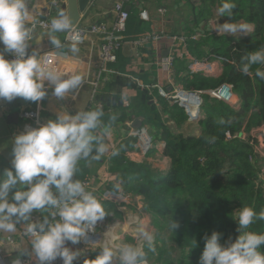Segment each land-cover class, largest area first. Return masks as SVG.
I'll return each instance as SVG.
<instances>
[{"label": "trees", "instance_id": "obj_1", "mask_svg": "<svg viewBox=\"0 0 264 264\" xmlns=\"http://www.w3.org/2000/svg\"><path fill=\"white\" fill-rule=\"evenodd\" d=\"M200 1L197 25L209 20L216 0ZM231 2L235 4L233 15L223 18L252 25L253 30L238 36H207L192 46L189 53L194 61H219L220 72L209 76L192 74L185 68L184 76L178 77V86L186 92H211L227 84L233 88L238 102L227 104L212 99L204 104L202 115L194 122L200 127L197 137L172 133L158 119L160 111L148 108L145 105L148 99L143 97L141 103L145 107H139L138 116L149 109L141 117L155 130L151 136L153 142L164 144L160 151H148L149 155L159 153L167 158L168 169L162 171L127 159L128 151L137 143L133 138L120 146L119 155L98 160V165L104 164L109 171L120 175L125 195L143 199L140 213L150 217L156 230L155 251H150L145 243L142 245L150 264H198L206 234L221 233L222 244L229 237L234 240L239 233L233 217L239 209L249 206L257 214L264 210L262 162L255 153L252 136L253 130L264 126V79L256 75L258 69L264 71V64L252 65L247 75L241 71L243 57L264 49V0ZM160 105L162 112H168L178 124L188 120L181 107H170L163 99ZM117 118L119 122L128 117ZM221 119L224 123H220ZM112 120L107 117L105 123L111 125ZM90 160H81L79 165L78 180L82 182L93 173L86 166ZM171 222L179 227L172 230ZM247 230L264 234V220L255 219ZM94 253L88 260L95 257ZM73 264L83 262L76 259Z\"/></svg>", "mask_w": 264, "mask_h": 264}, {"label": "clouds", "instance_id": "obj_2", "mask_svg": "<svg viewBox=\"0 0 264 264\" xmlns=\"http://www.w3.org/2000/svg\"><path fill=\"white\" fill-rule=\"evenodd\" d=\"M234 8L231 0H223L219 16L231 18ZM29 17L28 0H0V99L39 102L47 95L46 83L54 96L63 99L81 86L83 77L77 73L66 76L47 65L45 55L36 51L28 54ZM215 30L218 34L238 36L235 34L250 29L229 20L217 23ZM49 33L50 43L56 49L64 47L56 33L72 34L71 52L79 51V34L66 11L60 10L50 19ZM5 52L15 58L6 59ZM242 60L245 62L241 71L247 75L252 65L264 64V49L249 52ZM256 75L264 79V71L258 69ZM103 116L100 109L74 115L61 111L55 119L28 128L14 139L11 168L0 174V232L15 233L17 225L23 222L37 264H52L57 258L63 264H73L80 253L65 246L66 242L80 243L107 215L103 204L86 185L73 179L81 160H99L109 151L107 138L112 129L104 124ZM220 123H224L223 119ZM111 154L119 155V150L113 148ZM34 211L48 215L42 221H33ZM233 218L239 235L222 244L221 233L206 234L198 264H264V234L247 230L255 219L264 220V210L257 214L252 207L243 206ZM170 226L172 230L179 227L176 222ZM138 237L150 251H155L153 234L147 226H138ZM100 249L95 259H86L83 264H115L117 260L118 264H148L144 247L137 244L122 243L114 249L105 241Z\"/></svg>", "mask_w": 264, "mask_h": 264}, {"label": "crops", "instance_id": "obj_3", "mask_svg": "<svg viewBox=\"0 0 264 264\" xmlns=\"http://www.w3.org/2000/svg\"><path fill=\"white\" fill-rule=\"evenodd\" d=\"M55 1L56 0H28L30 8L29 27L34 23L44 21L48 13H52L51 18H53L60 10L67 12L65 6H67L68 0H61L58 6H55ZM201 2L200 0H141V2L138 3L137 0H134L126 7L127 11L128 8H130V11H128L130 18L127 31L124 34L125 43L115 52L117 55V62L110 63L107 66V69L112 72H105L102 70L100 61L101 45L104 43V38L92 34L91 29L93 26L101 25L106 26L110 30L113 29L117 21V15L114 12L117 0H93L91 2L85 14L82 15L80 23L76 26H83L89 31L84 42L77 43L79 48L77 53L71 52L72 43L65 42L67 33L55 34L64 45V47L56 49L50 43L49 31L37 30L36 32H31L32 52L36 51L40 55L48 51L59 53L64 57L66 63L69 62L66 64L68 70L65 75L67 76L73 73L80 74L83 77V82L78 89L70 91L63 99L54 96L51 87L47 95L39 102L26 101L22 98H16L12 101L0 99V174H2L5 169L11 168L14 139L18 134L24 132V127L27 124V122L22 119L24 112L29 110L38 111L44 124L49 119H55L57 114L61 111H67L74 115L78 111L99 109L94 106V100H92L94 92V85L92 84H99V88L97 89L98 96L95 100L103 106L100 110L104 112V116L102 117L104 124L107 125L105 123L107 117L111 119L115 117L110 125L112 135L107 138L109 151L103 156L109 158L112 155L111 151L113 148L119 149L122 144L126 141H131V138H133L137 142L135 144V152H128L126 155L127 159L140 164L146 163L149 167L166 171L170 165V161L167 158L159 153L149 155L151 149L160 151V149H163L164 144H156L153 142L151 136L153 131L155 134V130L150 123H146L141 116L145 115L144 112H148V108L152 107L151 109H154L152 106L153 104L159 105L160 114H164L162 112V105H160L161 99L170 107L178 106L163 98L159 90L163 87L170 93L173 92L174 89H178V85L176 86V84H178V77L184 76L185 68L192 74H203L199 70L200 67L194 64L196 61H194V57L189 53V49L207 36H215L211 26L212 23L210 22L213 20L215 21L214 11L216 10V12H218L220 0L215 1L209 20L206 23L197 25L196 16H200L199 12L202 7ZM190 5L192 10L187 14L186 10ZM160 10H164V12L161 13ZM143 12L148 13V21L142 18ZM189 18L192 19L191 22ZM248 26L250 29L249 31L253 30L252 25ZM188 28L191 32H188ZM246 32L248 31H240L235 35H241ZM153 33L162 35V39L159 42H150L140 47L131 44L142 36ZM223 35L231 36L232 34ZM192 36L197 37L193 42H191ZM137 37L139 38L136 39ZM175 38L177 39L176 43L188 40V44H180L181 46L179 49L181 50L182 58H176L172 65L168 67L170 59L174 56L172 53V39L174 40ZM0 51H3L2 44H0ZM6 54L7 52H5V55ZM207 63V67H204L206 71L212 72L218 70V73L220 72L221 64L219 61H210ZM169 79H172L175 83H171ZM116 84H119L120 88H117ZM158 84H161V86H158ZM203 93L204 106V104H206L204 101L205 97H209L210 101L213 98L207 92ZM143 97L148 99V102L145 103L148 108H146L144 112L141 111L142 114L138 116L139 107L140 109L145 107L141 103ZM183 111L185 112L184 109ZM119 115L128 118L116 122ZM137 120L140 122L139 128H135L134 126ZM174 120L176 128H169L165 122L163 123L172 133L200 136V127L196 123L190 122L189 118L182 125L178 124L175 118ZM192 128L193 132L187 133L192 130ZM131 132L135 134L143 132L148 136L152 143V147L147 149V152L149 151L148 155H140L143 151L138 150L137 147H143V145L141 142L139 143L138 138L133 136ZM101 159L105 160L103 157ZM81 162L82 161L77 165L76 174L73 179H78L77 171ZM98 164V160H90L87 161L86 166L93 171L90 177L95 179L94 186L98 190V193L96 192V198L100 200L105 208L108 216L106 217L107 221L109 223L116 221L121 222V227L117 230V233H120L123 239L124 237L126 238L127 241L125 240V243L128 242L130 244L141 245L142 240L138 237V226L141 224L147 226L152 234L155 231L150 217L146 214L143 216L140 215V210L144 208L143 199L141 197H133L122 206L104 201L102 196L107 191H118L115 183L117 179L111 176L107 166ZM121 182L124 183L122 179ZM120 189L122 190V185ZM46 215L48 214L34 211L32 213V220L38 218L39 221H42ZM136 215L140 217L138 218ZM129 218H133V221L141 219L137 222V226L133 231L126 224ZM22 225H24L23 222L17 225L18 230L15 233L0 232L1 240L11 237L15 239L16 242L15 246L7 247L8 254L11 255L14 260L6 262V264H17V261H19L20 264L22 260H28L30 264H37L35 255L31 252L30 241L18 235ZM134 234L137 236H132ZM113 245L118 246V240H115ZM72 250L79 251L80 255L77 259L84 262L85 259L92 258L93 254L91 255V253L93 252H96L93 258L95 259L101 249L94 250L93 252H91L92 250H88L83 254L81 252V243H78L73 245ZM115 263L118 264V260Z\"/></svg>", "mask_w": 264, "mask_h": 264}, {"label": "built area", "instance_id": "obj_4", "mask_svg": "<svg viewBox=\"0 0 264 264\" xmlns=\"http://www.w3.org/2000/svg\"><path fill=\"white\" fill-rule=\"evenodd\" d=\"M134 0H117V4L114 7V12L117 15V21L113 27L112 30L108 29L106 26H93L91 29V33L96 35V36H102L104 38V43L101 45V66L102 70L105 72H112L107 69V66L110 63H116L117 62V55L115 52L122 46L124 45V34L127 31V26L130 18V14L127 11L126 7L131 4ZM61 0H56L54 2L55 6H58ZM161 13L164 12V10H160ZM52 17V13L46 14V19L42 22L34 23L30 26L31 32H36L37 30H43V31H49V24H50V19ZM142 18L146 21L149 20L148 18V13L143 12L142 13ZM213 28V34L217 36H221L223 34H218V32L215 30L214 25L211 24ZM75 31L79 34V41L77 43H82L84 42L86 36L88 35V29L84 28L83 26L80 27H74ZM72 34L67 33L66 35V43H73ZM162 39V35L160 34H146L139 38L137 41L132 42L131 44L137 47L143 46L147 43L150 42H159ZM197 39L196 36H192V41H195ZM176 38L173 41V50L172 53L174 54L173 58L170 59L168 63V67L172 65L173 61L176 60V58H182L181 55V50L180 44H188V40H183L179 43H176ZM190 43V42H189ZM28 54L30 55L32 52V39L29 41V47L27 49ZM45 55L43 57L44 61L46 62L47 65L53 67L57 71L61 73H66L67 72V67H66V61L62 55L59 53H55V51H48L44 53ZM6 59H14L15 57L11 53H7L5 55ZM197 66L200 67V72H202L205 75H215L218 73V70L216 71H206L204 67H207V62H195ZM171 83H175L172 79H169ZM94 85V92L92 96V100H94V106H96L99 109H102L103 106L99 103H97L95 100L98 96L97 94V89L99 84H92ZM175 88V87H174ZM50 87L47 86L46 83V91L48 92ZM161 94L162 97L167 99L168 101L174 103L175 105H178L182 109L185 110V112L189 116V121L194 123L197 118H199L202 114V107H203V92H186L183 91L179 86L178 89H172L173 92H167L166 90H163L161 87ZM210 94V96L213 99H216L218 101L227 103V104H236L237 103V98L236 95L233 91V88L230 85L224 84L220 88H218L215 91L207 92ZM22 119H24L27 124L24 127V132L28 128H35L39 127L43 124L40 113L38 111L34 110H29L27 112H24L22 115ZM133 136L138 138L139 143L143 145V147L138 146L137 149L140 151H143L141 154L146 155L147 149H150L152 147V143L149 140L148 136H146L143 132L140 134H135L131 132ZM252 136L254 138V148H255V153L257 156L261 159L262 162V168L260 172V179L264 184V126L257 128L253 130ZM144 140H147L148 142L145 143ZM144 142V143H142ZM131 158V156H130ZM263 160V161H262ZM115 181V180H114ZM87 189L89 191L92 190V192H97V188L94 186V182H89V181H84L83 182ZM116 186L118 191L116 192H111L107 191L105 194H103L102 198L104 201L107 202H112L115 203L119 206L125 205L129 199L133 198L132 196L125 195L121 188V185L123 182H121V179H117L115 181ZM141 215V213H140ZM142 216V215H141ZM33 221H39L38 218L34 219ZM140 221V219L138 220ZM121 222L116 221L113 223H109L106 219V217L102 221H98L97 224L94 226V229L89 231L86 235V237L82 238L80 243H81V249L82 253L85 254L86 251L88 250H97L100 249V246L105 242V241H111L114 242L116 237H114V231L116 229V226H120ZM21 238L26 239L27 241H30V237H28L25 232H24V227H21ZM16 242L15 239L9 237L7 239L1 240L0 239V264H6V262L10 259L13 258L11 255L8 254L7 247L9 246H15ZM67 247L71 248L70 242H66ZM113 246V245H112ZM114 248V247H113ZM11 256V257H10ZM10 257V258H9ZM20 264H30L29 261L22 260ZM52 264H63L62 259L57 258L55 261L52 262Z\"/></svg>", "mask_w": 264, "mask_h": 264}, {"label": "rangeland", "instance_id": "obj_5", "mask_svg": "<svg viewBox=\"0 0 264 264\" xmlns=\"http://www.w3.org/2000/svg\"><path fill=\"white\" fill-rule=\"evenodd\" d=\"M190 10H192V7H191V5H190V7H188V9L186 10L187 11V14L189 13V11ZM215 12V21L213 20L212 22H210V23H212L213 25H214V28H216L217 27V23H220V24H222V23H224L225 21H227L225 18H223V17H220L219 16V13L218 12H216V10L214 11ZM187 16V15H186ZM188 17H189V15H188ZM189 21L191 22L192 21V19L191 18H189ZM220 34H223L222 32L220 33ZM178 84H176V86H177ZM158 86H161V84H158ZM116 87L117 88H120V85L119 84H116ZM98 88H99V86H98ZM163 88V87H162ZM163 90H165V88H163ZM160 91V95L162 96V94H161V90H159ZM204 101H205V103H208V102H210V99H209V97H205L204 98ZM154 108H156V109H158V110H160V106L159 105H157V104H153L152 105ZM187 116H188V114H187ZM148 117V116H147ZM144 118V117H143ZM188 118H189V116H188ZM158 119L162 122V123H166L168 126H169V128L171 127V128H176V126L174 125V122H175V120H174V117L172 116V115H169L168 113H164V114H159L158 115ZM191 132H193V128H192V130H190L189 132H187V133H191ZM144 142L145 143H147L148 141L147 140H144ZM129 153H132V152H135V146H134V148L133 149H131V150H129L128 151ZM137 153V152H136ZM140 155H142L143 156V154H140ZM103 157V156H102ZM101 157V158H102ZM263 161V160H262ZM110 174H111V176L113 177V178H115V179H120V175H118V174H115V173H112L111 171H110ZM94 178H92V177H89L86 181H89V182H94ZM91 192H92V190H91ZM93 193V192H92ZM95 196H96V192H94L93 193ZM138 218L140 217V216H138V215H136ZM143 220H145L144 218H142ZM141 220V219H140ZM137 222L138 221H133V218H129V221L126 223L127 224V226H129V228L133 231V229L137 226ZM121 224V223H120ZM121 227V225L120 226H116V229H115V231H114V237L113 238H115L116 237V239L115 240H118V246L120 245V244H122V243H125L124 241L126 240V238L124 237V239H123V237H122V235L119 233H117V230L119 229ZM138 229V228H137ZM156 231V230H155ZM18 235L20 236L21 235V231L19 230V233H18ZM132 236H137L136 234H134V235H132ZM127 241V240H126ZM110 243L113 245V243L114 242H111L110 241ZM126 243H128V242H126ZM70 245L73 247V244H71L70 243ZM141 245H144V242L142 241L141 242ZM118 246H115V245H113V247H114V249L115 248H118ZM148 264H150L149 262H148Z\"/></svg>", "mask_w": 264, "mask_h": 264}, {"label": "water", "instance_id": "obj_6", "mask_svg": "<svg viewBox=\"0 0 264 264\" xmlns=\"http://www.w3.org/2000/svg\"><path fill=\"white\" fill-rule=\"evenodd\" d=\"M93 0H68L66 9L72 19L73 26L76 27L81 19L82 15L85 14ZM130 11V8H128ZM33 52H31L32 54ZM135 128L140 127V122L137 120L134 124ZM14 258H10L7 262L13 261ZM116 264V263H115Z\"/></svg>", "mask_w": 264, "mask_h": 264}]
</instances>
